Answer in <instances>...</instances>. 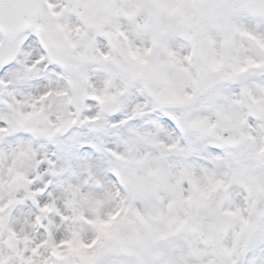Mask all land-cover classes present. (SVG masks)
I'll return each mask as SVG.
<instances>
[{"label": "snow or ice", "instance_id": "6c2138e0", "mask_svg": "<svg viewBox=\"0 0 264 264\" xmlns=\"http://www.w3.org/2000/svg\"><path fill=\"white\" fill-rule=\"evenodd\" d=\"M0 264H264V0H0Z\"/></svg>", "mask_w": 264, "mask_h": 264}]
</instances>
